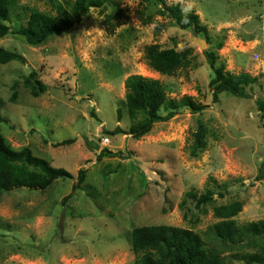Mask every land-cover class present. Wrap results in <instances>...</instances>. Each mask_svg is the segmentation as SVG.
I'll return each instance as SVG.
<instances>
[{
  "label": "rangeland",
  "instance_id": "rangeland-1",
  "mask_svg": "<svg viewBox=\"0 0 264 264\" xmlns=\"http://www.w3.org/2000/svg\"><path fill=\"white\" fill-rule=\"evenodd\" d=\"M53 3L75 16L68 3ZM165 3L198 16L206 30V37L197 35L206 40L204 48L192 41V30L156 14L162 5L141 0L91 8L73 28L38 46L16 34L0 38L1 48L25 59L0 64V135L11 149L28 147L72 175L43 191L0 192V264H132V230L156 225L200 235L207 247L222 251L223 264H245L236 254L264 253V238L223 245L209 234L222 220L243 225L264 219V180H255L264 172V121L255 101L264 99V0ZM118 9L124 17H110V27L105 18ZM34 10L57 14L48 0H14L7 26L25 25ZM151 45L189 49L188 65L172 75L152 71L144 59ZM207 53L223 72L256 77L254 98L222 93L214 103ZM32 70L46 86L36 98L23 85ZM130 75L158 80L166 92L160 115L174 113L138 138L129 131L144 114L131 117L124 104ZM187 98L204 109L192 112ZM200 130L204 146L195 149ZM66 139L74 142L52 146ZM80 170L85 180L75 188ZM207 188L213 201L199 209L185 197ZM236 201V215H215L216 208Z\"/></svg>",
  "mask_w": 264,
  "mask_h": 264
},
{
  "label": "trees",
  "instance_id": "trees-1",
  "mask_svg": "<svg viewBox=\"0 0 264 264\" xmlns=\"http://www.w3.org/2000/svg\"><path fill=\"white\" fill-rule=\"evenodd\" d=\"M48 1L57 14L34 10L29 14L25 25L13 30L6 23L10 18V7L14 0H0V38L8 34H16L23 37L28 45L38 46L50 37L59 36L73 28L75 22H78L79 18L86 15L91 8H103L106 4L113 3L114 0H62L68 3L71 12L75 14L74 17L64 11L61 6L54 5L55 0ZM141 1L142 3L154 1L162 5V8L156 12L158 16L170 19L182 30L189 29L197 35L202 34L206 37L205 27L200 23L198 16L193 12L184 14L181 4L166 5V0ZM110 17L120 20L124 14L118 9L108 15L105 20L111 27ZM150 17L148 15L143 20L145 24L151 22ZM113 27L115 26L113 25ZM161 28L162 26H159L156 31L159 32ZM112 30L113 28H109L110 32H113ZM189 53V49L182 51L175 48L160 49L157 45H151L145 48L144 59L152 71L160 75H172L176 70L188 65L187 56ZM207 59L212 67V78L209 85L212 88L214 103L219 101V95L222 93H229L237 98L247 100L254 98L253 94L255 95L256 91L252 90V86L256 85V77L245 73L234 76L223 72L222 67L214 66L212 54L207 53ZM12 61L24 63L25 59L18 53L0 47V64ZM23 85L25 88H30V93L35 98L46 91V86L37 78V73L33 70L30 71ZM124 90V104L131 117H135L139 112L144 114V118L132 125L129 131L133 138L145 135L155 123L168 121L174 116L172 112L164 116L160 115V110L166 102V92L158 80L130 75L124 79ZM252 92L253 94H251ZM255 101L259 117L264 121V99L256 97ZM187 107L194 113L204 109L203 105L195 103L191 98H187ZM114 132L116 134L123 133L120 129H115ZM202 133V130L194 133L195 149L204 146L201 139ZM73 142L74 139H66L52 146L59 147ZM263 174L264 172L260 169L255 180H264ZM59 178L72 179V175L63 168L53 167L45 159L34 156L28 147L19 151L11 149L0 135L1 193L20 188L43 191ZM84 180L85 171L80 170L74 187H80ZM208 188L201 195L190 191L185 194V197L194 202V206L199 209L213 201L212 190ZM217 195L222 197L221 193H217ZM240 209L241 203L236 201L232 205L216 208L215 215L230 218L236 215ZM209 231L212 238L223 245L241 244L245 239L254 244L252 241L264 238V219L243 225H238L232 219L222 220L215 223ZM131 245L135 255L132 264H223L222 251L207 247L200 235L187 229L164 225L137 227L132 230ZM263 254V252L244 253L236 254L235 257L245 264H264Z\"/></svg>",
  "mask_w": 264,
  "mask_h": 264
},
{
  "label": "water",
  "instance_id": "water-1",
  "mask_svg": "<svg viewBox=\"0 0 264 264\" xmlns=\"http://www.w3.org/2000/svg\"><path fill=\"white\" fill-rule=\"evenodd\" d=\"M255 25H256V22L250 23L247 26V29L251 30V29H253L255 27ZM192 41H194L196 44H198L199 48H204L207 45L206 40L198 38L197 34L194 31H193Z\"/></svg>",
  "mask_w": 264,
  "mask_h": 264
},
{
  "label": "built area",
  "instance_id": "built-area-1",
  "mask_svg": "<svg viewBox=\"0 0 264 264\" xmlns=\"http://www.w3.org/2000/svg\"><path fill=\"white\" fill-rule=\"evenodd\" d=\"M104 142H108V139L105 138V139H104Z\"/></svg>",
  "mask_w": 264,
  "mask_h": 264
}]
</instances>
